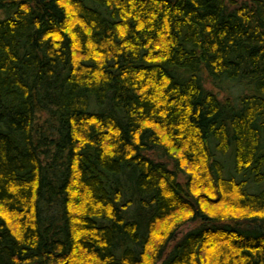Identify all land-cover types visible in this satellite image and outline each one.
<instances>
[{
    "label": "trees",
    "instance_id": "1",
    "mask_svg": "<svg viewBox=\"0 0 264 264\" xmlns=\"http://www.w3.org/2000/svg\"><path fill=\"white\" fill-rule=\"evenodd\" d=\"M0 264H264V0H0Z\"/></svg>",
    "mask_w": 264,
    "mask_h": 264
},
{
    "label": "rangeland",
    "instance_id": "2",
    "mask_svg": "<svg viewBox=\"0 0 264 264\" xmlns=\"http://www.w3.org/2000/svg\"><path fill=\"white\" fill-rule=\"evenodd\" d=\"M214 90H217L216 88H214ZM193 225L192 222L190 221H187L185 224H183L177 231H176V235H180L182 234L183 232H185L187 229H189L191 226Z\"/></svg>",
    "mask_w": 264,
    "mask_h": 264
}]
</instances>
